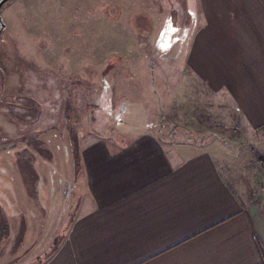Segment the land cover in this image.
Here are the masks:
<instances>
[{"label": "crops", "instance_id": "0c3cea01", "mask_svg": "<svg viewBox=\"0 0 264 264\" xmlns=\"http://www.w3.org/2000/svg\"><path fill=\"white\" fill-rule=\"evenodd\" d=\"M181 12L190 45L185 67L172 59L167 71L178 74L167 78L190 80L193 95L168 91L175 112L161 117L148 103L153 90L135 89L116 106L113 129L78 136L71 176L58 164L62 139L71 149L66 130L61 142L52 125L50 138L33 136V145L3 142L18 150L14 166H0V254L20 250L7 264H264V0H196L193 16ZM140 98L145 104L133 106ZM202 103L212 107L205 119ZM131 111L144 118L135 135L122 125ZM64 173L71 183L60 198ZM59 206L70 222L41 239Z\"/></svg>", "mask_w": 264, "mask_h": 264}, {"label": "rangeland", "instance_id": "374dc122", "mask_svg": "<svg viewBox=\"0 0 264 264\" xmlns=\"http://www.w3.org/2000/svg\"><path fill=\"white\" fill-rule=\"evenodd\" d=\"M181 11H189L193 16L196 0H7L0 7L4 22L0 35V141L9 142V146L20 141L21 136L26 140L32 135H39L41 140L50 138L51 125L60 142L64 130L67 135L69 132V136L78 138L82 133L113 129L108 125L116 118V106L121 105L122 99L134 98L137 88L153 90L148 103L159 110L161 117L167 115L164 110L168 111L170 106L174 111L172 104L179 103L175 96H166L168 91V94H177V90L186 89L193 95L190 80L167 78L178 74L167 71L172 68L168 64L172 59L178 60L176 66L185 67L181 61L190 45L192 31L183 27ZM135 13L150 16L152 27L148 31L143 25L139 27L144 29L135 30L132 24ZM134 56H146L155 63L135 62ZM88 102L101 103L98 105L101 108L89 109L85 107ZM189 103L199 104L192 98ZM142 104H145L144 98L132 105ZM202 107L199 114L205 119L212 107L208 103H202ZM138 112L131 111V118L122 124L131 135L143 129L139 126L144 118ZM238 130L241 129L235 128L234 133ZM65 148L68 151L69 146L62 139L64 155L59 154L58 164L71 176L73 156L69 159ZM14 154L9 151V155H0V166H14L10 159ZM38 165L47 174L46 165L42 162ZM47 166L56 167L55 157ZM13 171L10 169V177L16 182ZM55 171L59 172L58 167L53 170V178ZM67 174H63V187L59 185L60 198L71 183ZM58 202L57 205H66L64 200ZM60 206L56 208V221L44 226L49 229L41 239L56 237L55 231L62 224L67 227V210L63 212ZM32 224L39 225L37 218L32 219ZM41 239L36 252L46 244ZM30 242L25 253L32 248ZM7 250V254H0V264H7L20 251L14 250L11 254L9 246ZM26 259L29 262L24 255Z\"/></svg>", "mask_w": 264, "mask_h": 264}, {"label": "trees", "instance_id": "16d2710c", "mask_svg": "<svg viewBox=\"0 0 264 264\" xmlns=\"http://www.w3.org/2000/svg\"><path fill=\"white\" fill-rule=\"evenodd\" d=\"M132 24H133V26H134V28H135V30L137 31V28L140 26V25H143L144 26V28H142V27H139V28H141V29H144V30H146V31H148L150 28H151V26H152V21H151V19H150V17H149V15H147V14H139V13H135L134 14V17H133V19H132ZM101 104V103H100ZM99 104V105H100ZM88 105H90L88 108H90L91 109V106H94V105H98V103H92L91 104V102H88V104H86L85 106H88ZM32 135V134H31ZM33 136V135H32ZM32 136H28V138H32ZM73 137H72V140H71V149H68V151L70 152L71 151V153H72V156H73V159L75 160V164L76 165H78V158H79V155H78V153H79V142L77 141V137H76V135L74 136V135H72ZM22 137H24V136H21V138ZM30 138V139H31ZM34 139H31L30 140V143H31V145H33L32 143L34 142L33 141ZM23 141V140H22ZM3 142H5V141H0V143H3ZM0 149H2V150H5V151H10V153H14L15 152V154L14 155H12L13 157H15L16 159L15 160H17L18 159V150H17V144H13L12 146H10L9 148H6V147H4V148H0ZM9 149V150H8ZM13 149V150H12ZM65 150H67L66 148H65ZM13 151V152H12ZM45 151H46V153H50L49 152V150L47 149H45ZM47 158H49V157H47ZM66 219H67V224L70 222V220H71V218L69 217V219L66 217ZM39 256H36L35 258H38Z\"/></svg>", "mask_w": 264, "mask_h": 264}, {"label": "water", "instance_id": "95a60500", "mask_svg": "<svg viewBox=\"0 0 264 264\" xmlns=\"http://www.w3.org/2000/svg\"><path fill=\"white\" fill-rule=\"evenodd\" d=\"M7 0H0V7L6 2ZM0 22L2 23V19L0 17ZM4 27V24L0 25V29H2Z\"/></svg>", "mask_w": 264, "mask_h": 264}, {"label": "flooded vegetation", "instance_id": "af4514ba", "mask_svg": "<svg viewBox=\"0 0 264 264\" xmlns=\"http://www.w3.org/2000/svg\"><path fill=\"white\" fill-rule=\"evenodd\" d=\"M2 19V18H1ZM1 24H4V22H3V20H2V23L0 22V25ZM4 29V27L2 28V29H0V35H1V32H2V30ZM2 145H4V143H0V147L2 146ZM1 225V224H0Z\"/></svg>", "mask_w": 264, "mask_h": 264}, {"label": "built area", "instance_id": "2783aa9c", "mask_svg": "<svg viewBox=\"0 0 264 264\" xmlns=\"http://www.w3.org/2000/svg\"><path fill=\"white\" fill-rule=\"evenodd\" d=\"M262 159H263V163H264V154H262Z\"/></svg>", "mask_w": 264, "mask_h": 264}]
</instances>
